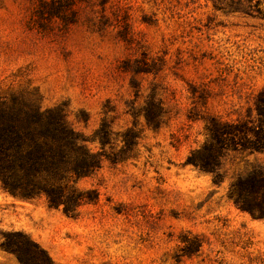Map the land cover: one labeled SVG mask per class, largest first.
<instances>
[{"label": "rangeland", "instance_id": "rangeland-1", "mask_svg": "<svg viewBox=\"0 0 264 264\" xmlns=\"http://www.w3.org/2000/svg\"><path fill=\"white\" fill-rule=\"evenodd\" d=\"M258 1L0 0V96L59 105L101 156L61 181L73 213L0 186V264H25L7 245L26 236L51 264H264V216L229 197L264 151L196 163L211 119L257 123Z\"/></svg>", "mask_w": 264, "mask_h": 264}, {"label": "trees", "instance_id": "trees-1", "mask_svg": "<svg viewBox=\"0 0 264 264\" xmlns=\"http://www.w3.org/2000/svg\"><path fill=\"white\" fill-rule=\"evenodd\" d=\"M252 1L247 0V6ZM253 105L257 121L253 127L246 121L231 124L211 119L209 141L196 151V163L215 172V160L225 144L248 153L264 151V85ZM84 140L59 105L42 108L20 99L8 102L0 96V186L24 198L44 193L49 205L62 204L66 213H73L79 203L70 201L61 181L68 176H88L101 161L100 153L87 147ZM202 153H206L203 158ZM247 188L260 197L261 204L246 195ZM229 197L239 208L264 216V168L254 167L247 175L237 176L230 184ZM7 246L25 264H51L47 253L28 236L22 244L11 241Z\"/></svg>", "mask_w": 264, "mask_h": 264}]
</instances>
